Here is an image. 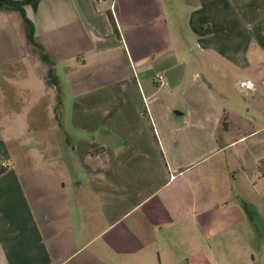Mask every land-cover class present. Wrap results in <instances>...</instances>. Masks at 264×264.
Returning a JSON list of instances; mask_svg holds the SVG:
<instances>
[{"label":"crops","instance_id":"obj_1","mask_svg":"<svg viewBox=\"0 0 264 264\" xmlns=\"http://www.w3.org/2000/svg\"><path fill=\"white\" fill-rule=\"evenodd\" d=\"M23 9L34 43L0 5V73L33 82L5 92L32 109L37 159L8 123L19 112L1 111L0 264H220L230 237L249 263L244 207L264 220V0Z\"/></svg>","mask_w":264,"mask_h":264},{"label":"rangeland","instance_id":"obj_2","mask_svg":"<svg viewBox=\"0 0 264 264\" xmlns=\"http://www.w3.org/2000/svg\"><path fill=\"white\" fill-rule=\"evenodd\" d=\"M14 83L19 85L20 87H22L24 83H28L29 87H32L31 92L35 93L33 90V82L28 77L26 72L23 71V68L15 67L11 71H2V73H0V90H3L4 92H0V102H2V108H0V112L8 111L7 115L16 114V112H19L18 116H12L13 122L8 121V123H10V126L15 127V130L23 138V141H25L27 144L30 143V159H32L34 165H36L37 149L34 144L37 142V140L33 137L34 132H37V129L36 124H33V128L35 129H30V124L28 122L29 116L27 115L32 111V109H26L24 112V116H22L20 111L21 108L19 109L17 107L7 106L8 100H6L7 94L5 92V89H8V86ZM23 93L24 92H19L20 97L23 96ZM38 110L39 109H33L34 112H38ZM66 114L68 113L66 112ZM249 217L251 218V223H253V227L255 228L249 234V263L245 258L246 254L244 253V258L241 254V245H243L245 241L240 237H230L221 241L219 251L216 252V254L221 259L220 264H235V261L237 262V264H264V220L258 218L253 211H251ZM251 257H254V261H251Z\"/></svg>","mask_w":264,"mask_h":264},{"label":"trees","instance_id":"obj_3","mask_svg":"<svg viewBox=\"0 0 264 264\" xmlns=\"http://www.w3.org/2000/svg\"><path fill=\"white\" fill-rule=\"evenodd\" d=\"M40 1L41 0H0V5H10V6H13V7L17 8L21 12V15H22L23 19L28 23V25L31 28V41L33 43H34V41H33V28H32V24L26 18L23 7L26 6V5H31L33 9H36L37 4ZM109 21H110V23H111V25L113 27V31L117 35L118 34L117 28H116L114 19H113V17H112L111 14H109ZM244 208H245V211L247 212L248 215L251 214V211L248 209V207L245 206Z\"/></svg>","mask_w":264,"mask_h":264},{"label":"built area","instance_id":"obj_4","mask_svg":"<svg viewBox=\"0 0 264 264\" xmlns=\"http://www.w3.org/2000/svg\"><path fill=\"white\" fill-rule=\"evenodd\" d=\"M164 80V76L163 75H156L155 77V82L157 84H161ZM2 168H7V165L5 163L2 164Z\"/></svg>","mask_w":264,"mask_h":264}]
</instances>
